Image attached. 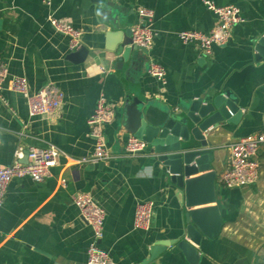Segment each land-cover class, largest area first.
<instances>
[{
  "label": "crops",
  "instance_id": "0c3cea01",
  "mask_svg": "<svg viewBox=\"0 0 264 264\" xmlns=\"http://www.w3.org/2000/svg\"><path fill=\"white\" fill-rule=\"evenodd\" d=\"M206 0H121L127 6L126 27L138 20V8L154 13L153 44L149 57L165 69V81L147 73L148 60L122 61L115 53L124 26L96 25L89 0H0V59L7 79L27 78L30 92L46 84L64 93L54 114L30 116L25 98L5 80L0 97V166L12 163L17 151L32 146H58L64 154L51 175L36 182L13 179L0 207V264H86L92 230L73 203L77 192L90 194L104 209L99 245L114 264H138L149 257V247L169 241L180 230L179 203L173 186L148 150L128 156L124 145L132 135L124 125L127 97L137 96L158 109H176L179 103L204 93L230 90L242 115L237 123H219L210 131L217 171L216 190L223 225L213 239L196 246L195 264H264V144L257 152L258 175L252 183L226 187L220 174L228 167L229 144L262 130L264 113V60L254 58L253 39L264 33V0H209L233 4L244 21L231 29L224 45L204 56L193 43H182L185 29L208 32L215 15ZM53 16L81 30V44L89 55L80 63L67 58L68 37L48 23ZM117 38V39H116ZM114 108L104 125L111 158L76 163L93 150L87 119L98 97ZM156 108L154 110H156ZM198 172L190 177L201 175ZM155 204L148 230L133 227L138 202ZM148 264H190L175 246H168Z\"/></svg>",
  "mask_w": 264,
  "mask_h": 264
},
{
  "label": "water",
  "instance_id": "95a60500",
  "mask_svg": "<svg viewBox=\"0 0 264 264\" xmlns=\"http://www.w3.org/2000/svg\"><path fill=\"white\" fill-rule=\"evenodd\" d=\"M121 0H89L96 25L124 26L115 53L122 61L147 59V50L132 43L131 28L126 27L127 6ZM117 39V38H116ZM254 58L264 60V33L253 39ZM89 48L81 44L68 53L75 63L83 62ZM137 96L127 97L123 112L124 125L149 147V155L163 169L164 180L173 186L179 203L180 230L176 237L149 247V257L138 264H148L168 246L178 248L190 264L198 261L196 246L202 238L213 239L223 225L216 190L217 171L212 167L214 149L210 131L219 123H237L242 115L238 98L226 89L204 93L184 100L176 109H154ZM21 163L28 162V149L22 151ZM198 172L201 175L190 177ZM99 243V241H98ZM243 261L239 260L238 264Z\"/></svg>",
  "mask_w": 264,
  "mask_h": 264
},
{
  "label": "built area",
  "instance_id": "2783aa9c",
  "mask_svg": "<svg viewBox=\"0 0 264 264\" xmlns=\"http://www.w3.org/2000/svg\"><path fill=\"white\" fill-rule=\"evenodd\" d=\"M50 5L52 0H43ZM205 6L215 15V22L208 32L196 29H185L177 33V38L182 43H193L204 56L213 52L215 45H224L231 36V29L244 21L240 9L233 4L217 5L206 0ZM138 20L131 27L132 43L144 47L147 56L153 44V31L151 22L154 13L145 7L138 8ZM49 25L58 33L68 37L70 50L80 47L82 32L71 23L60 21L53 16L48 17ZM147 73L164 83L165 69L154 58L149 57ZM5 80L9 88L21 94L27 105L30 116H45L54 114L61 107L64 93L52 84H46L35 92H30L27 78L13 76L7 79V66L0 59V97ZM114 115L113 106L105 97H98L94 110L87 119L89 135L93 140V150L88 155L74 159L76 163L103 162L112 156L108 152L104 140V125ZM264 144V113H262V130L238 138L229 144L228 167L220 174V180L226 187H237L252 183L256 180L259 169L257 152ZM148 144L134 135H129L124 145V152L128 156H138L148 150ZM63 151L52 143L45 147L32 146L28 148V162L21 163L22 151H17V158L8 165L0 166V207L3 203L5 189L13 179L29 177L39 182L51 175V168L58 164V158ZM73 203L79 210L80 217L91 227L92 240L87 248L86 264H114L108 253L99 245L98 241L103 236L105 219L104 209L85 192H77L73 196ZM155 204L152 200L140 201L136 204L133 216V227L138 230H148L151 226Z\"/></svg>",
  "mask_w": 264,
  "mask_h": 264
}]
</instances>
